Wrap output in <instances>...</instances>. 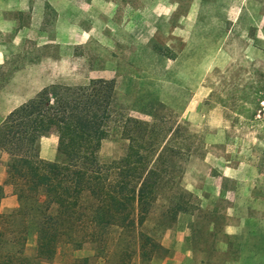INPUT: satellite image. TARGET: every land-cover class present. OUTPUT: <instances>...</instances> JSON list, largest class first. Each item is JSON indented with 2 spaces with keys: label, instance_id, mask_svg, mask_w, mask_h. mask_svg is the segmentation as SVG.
<instances>
[{
  "label": "rangeland",
  "instance_id": "1",
  "mask_svg": "<svg viewBox=\"0 0 264 264\" xmlns=\"http://www.w3.org/2000/svg\"><path fill=\"white\" fill-rule=\"evenodd\" d=\"M99 79L114 82L116 116L164 115L194 136L189 212L162 229L155 205L145 227L168 253L149 264L264 262V0H0V123L50 85ZM125 145L105 140L100 161ZM118 241L65 246L53 264H123Z\"/></svg>",
  "mask_w": 264,
  "mask_h": 264
},
{
  "label": "trees",
  "instance_id": "2",
  "mask_svg": "<svg viewBox=\"0 0 264 264\" xmlns=\"http://www.w3.org/2000/svg\"><path fill=\"white\" fill-rule=\"evenodd\" d=\"M115 105L113 81L50 85L0 123L6 184L18 200L16 209L0 214V264H53L65 246L93 243L106 252L124 237L123 264L136 254L142 264L167 256L145 226L161 200L162 229L189 212L181 164L195 151L194 136L164 115L145 124L120 118ZM53 133L56 159L42 160L37 142ZM112 136L126 142L124 151L102 162V143ZM31 233L34 258L25 255Z\"/></svg>",
  "mask_w": 264,
  "mask_h": 264
},
{
  "label": "crops",
  "instance_id": "3",
  "mask_svg": "<svg viewBox=\"0 0 264 264\" xmlns=\"http://www.w3.org/2000/svg\"><path fill=\"white\" fill-rule=\"evenodd\" d=\"M57 142L58 138L56 134L42 137L37 146L39 158L46 161H54L57 156ZM7 161L8 155L0 151V189L2 192V195L0 196V212L5 210H14L18 207L17 196L13 193L12 188L6 184ZM232 237L233 236L231 235L229 236V238ZM218 248L220 250H226L225 245L218 244ZM215 264H226V261L223 263L217 261ZM259 264H264V262H260Z\"/></svg>",
  "mask_w": 264,
  "mask_h": 264
}]
</instances>
